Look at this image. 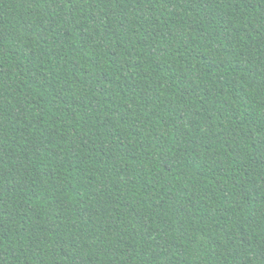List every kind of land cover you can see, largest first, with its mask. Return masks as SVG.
<instances>
[{
    "label": "trees",
    "instance_id": "obj_1",
    "mask_svg": "<svg viewBox=\"0 0 264 264\" xmlns=\"http://www.w3.org/2000/svg\"><path fill=\"white\" fill-rule=\"evenodd\" d=\"M0 264H264V0H0Z\"/></svg>",
    "mask_w": 264,
    "mask_h": 264
}]
</instances>
